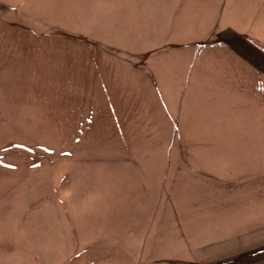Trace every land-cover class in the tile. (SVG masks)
Listing matches in <instances>:
<instances>
[{
    "label": "crops",
    "instance_id": "crops-1",
    "mask_svg": "<svg viewBox=\"0 0 264 264\" xmlns=\"http://www.w3.org/2000/svg\"><path fill=\"white\" fill-rule=\"evenodd\" d=\"M126 6L121 28L113 5L93 19L80 16L81 35L121 46L127 109L137 116L142 110L144 123L160 126L152 139L191 142L171 151L205 158L191 171L207 175L137 191L118 181L95 205L78 249L63 247L57 257L59 250L48 252L59 264H70L72 252L78 264L94 254L105 256H94L106 259L99 264H264V151L257 147L264 124V0H126ZM232 157L239 161L232 164Z\"/></svg>",
    "mask_w": 264,
    "mask_h": 264
},
{
    "label": "rangeland",
    "instance_id": "rangeland-1",
    "mask_svg": "<svg viewBox=\"0 0 264 264\" xmlns=\"http://www.w3.org/2000/svg\"><path fill=\"white\" fill-rule=\"evenodd\" d=\"M111 5L125 26L126 0H0V264H59L48 249L59 250L56 257L63 247L78 249L95 205L118 181L137 191L207 175L191 171L205 158L171 151L191 142L157 139L160 126L127 109L121 46L81 35L79 17L93 19ZM260 131L264 151V124ZM70 256L80 263L79 253ZM94 256L105 257L84 262L106 261Z\"/></svg>",
    "mask_w": 264,
    "mask_h": 264
}]
</instances>
